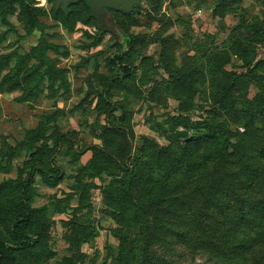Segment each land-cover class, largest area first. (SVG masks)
Segmentation results:
<instances>
[{
    "label": "rangeland",
    "instance_id": "1",
    "mask_svg": "<svg viewBox=\"0 0 264 264\" xmlns=\"http://www.w3.org/2000/svg\"><path fill=\"white\" fill-rule=\"evenodd\" d=\"M133 1L0 0L2 264H264V0Z\"/></svg>",
    "mask_w": 264,
    "mask_h": 264
},
{
    "label": "trees",
    "instance_id": "2",
    "mask_svg": "<svg viewBox=\"0 0 264 264\" xmlns=\"http://www.w3.org/2000/svg\"><path fill=\"white\" fill-rule=\"evenodd\" d=\"M0 18H2L3 20H6L5 15H0ZM126 55H128V51H122V53H119L118 58L116 57V58H114V59L111 60V64L113 66H121V65H123V68H124L125 71H128L130 69H132V71H134L135 70V67L129 68L124 63V58H125ZM4 80H5V78L1 82L2 85L4 83ZM184 168H185V166L183 165V167H182L181 170H183ZM55 169L57 170L59 168L57 166L53 165V170H55ZM58 171H60V169ZM36 174L42 175V176H50L51 175V172H49V171H47V170H45L42 167H39L37 165H33L32 166L31 171H30V174L28 175L27 179L25 181H21L20 182L21 183L20 184L21 185V189H22V193L20 195V200L23 202L24 206H26V204L29 203L28 199L31 198V190H32L33 184L35 183V175ZM52 176H54V177L56 176V177L59 178L61 175H52ZM9 183H10V181L4 182L3 184L0 185V188L6 189L7 184H9ZM24 206L22 205V207H24ZM26 213H24V211H22V213L19 214L20 218L19 219H15V220H17V222H13L12 223V226L10 227L11 230H12V232L15 234V240L16 241H12V243H14V244L11 245V246L8 245V249H5L7 247V244H5V241L0 240V246H1L2 250H3V254H2L1 258L5 254L11 252L12 249H14L12 251H23L26 248H29V247L32 248L33 246H35V244L42 243V238L40 239V237H39L38 240H37V238L34 239L33 242H30L26 238H23V235H26L24 233L25 231L23 230V225L24 224L27 225V223L30 220V217L32 216V214L29 213V211L26 212ZM189 243H187V244H189ZM14 245H15V247H14ZM208 252H209V250H208ZM217 262H218V260L216 262H214V263H205L204 262V263H197V264H218ZM219 262H221V261H219ZM0 264H2L1 261H0Z\"/></svg>",
    "mask_w": 264,
    "mask_h": 264
},
{
    "label": "crops",
    "instance_id": "3",
    "mask_svg": "<svg viewBox=\"0 0 264 264\" xmlns=\"http://www.w3.org/2000/svg\"><path fill=\"white\" fill-rule=\"evenodd\" d=\"M135 1H137L139 4H141L140 5V7H141V9L143 8V2L144 1H146V0H135ZM127 2H134L133 0H127ZM176 40H178V42L180 43V44H182L183 45V47H185L187 50H189V46H188V44L184 41V38H182L181 36L180 37H177V36H175L174 37ZM178 38V39H177Z\"/></svg>",
    "mask_w": 264,
    "mask_h": 264
},
{
    "label": "water",
    "instance_id": "4",
    "mask_svg": "<svg viewBox=\"0 0 264 264\" xmlns=\"http://www.w3.org/2000/svg\"><path fill=\"white\" fill-rule=\"evenodd\" d=\"M59 3H64V5H68L70 3H76V2H79L81 0H57Z\"/></svg>",
    "mask_w": 264,
    "mask_h": 264
}]
</instances>
